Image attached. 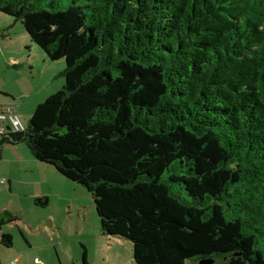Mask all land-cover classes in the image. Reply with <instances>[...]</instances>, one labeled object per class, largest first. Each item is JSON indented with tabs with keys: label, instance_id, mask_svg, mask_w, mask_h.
Here are the masks:
<instances>
[{
	"label": "trees",
	"instance_id": "trees-1",
	"mask_svg": "<svg viewBox=\"0 0 264 264\" xmlns=\"http://www.w3.org/2000/svg\"><path fill=\"white\" fill-rule=\"evenodd\" d=\"M0 13L65 62L62 87L2 142L84 186L135 264H264V0H0ZM15 220L1 212L0 231Z\"/></svg>",
	"mask_w": 264,
	"mask_h": 264
},
{
	"label": "rangeland",
	"instance_id": "rangeland-1",
	"mask_svg": "<svg viewBox=\"0 0 264 264\" xmlns=\"http://www.w3.org/2000/svg\"><path fill=\"white\" fill-rule=\"evenodd\" d=\"M0 20L6 28L5 40L0 44V70L5 65L4 56L12 54L34 63L35 74L42 82L51 81V75H56L51 87L54 92L60 89L65 79L57 73L64 68V60L52 61L45 56L48 60L43 62L40 57L44 54L31 42L20 22L1 13ZM26 69L30 72L28 65ZM0 84L10 85L9 77L0 74ZM23 121L27 123L28 117ZM43 165L48 171L43 173L41 188L48 194V203L17 207L13 229L19 234L18 241L14 247L5 248L4 259L10 260L22 250L18 264H34V258L47 264H82L84 253L90 264H135L130 240L102 234L100 218L87 189L60 174L54 166ZM23 230L24 236L20 233Z\"/></svg>",
	"mask_w": 264,
	"mask_h": 264
},
{
	"label": "crops",
	"instance_id": "crops-1",
	"mask_svg": "<svg viewBox=\"0 0 264 264\" xmlns=\"http://www.w3.org/2000/svg\"><path fill=\"white\" fill-rule=\"evenodd\" d=\"M3 27L4 21L0 20V44L6 37L3 32L6 28ZM4 59L5 65L1 67L0 74H4L7 79L9 77L10 85L1 86L0 84V107L5 111L16 112L20 115L22 121L24 117H28L29 120L36 106L47 96L54 93L51 83L56 75H51V81L48 79L47 82H42L35 74L36 65L34 63H29L26 59L15 58L12 54L4 56ZM40 60L45 62L48 59L41 54ZM27 65L30 70L28 73L26 71ZM0 127L5 128V133L9 131L5 122L0 121ZM1 135L3 134H0V178H4L5 182L0 183V213L8 211L14 215L18 213L17 207L47 205L48 200L46 197L48 194L41 188L43 173L45 170L48 171L47 167H44L42 162L34 158L25 142H2ZM13 226H16V220L3 225L1 228L0 264H10L12 262L18 264L22 257V250L17 252L10 260L4 259L3 256L6 254L5 248L14 247L18 241L19 234L15 227V230L13 229ZM24 232L23 230V233H20L24 236ZM1 233L12 235L11 246L5 245ZM34 259V264H47L42 260L35 263Z\"/></svg>",
	"mask_w": 264,
	"mask_h": 264
},
{
	"label": "built area",
	"instance_id": "built-area-1",
	"mask_svg": "<svg viewBox=\"0 0 264 264\" xmlns=\"http://www.w3.org/2000/svg\"><path fill=\"white\" fill-rule=\"evenodd\" d=\"M0 121L5 122L9 127L8 129L12 132H20V131H24L25 129V124L22 121L19 114L12 111H5L1 107H0ZM5 132H6L5 128L0 127V134H4ZM4 182L5 179L0 178V183H4ZM34 262L39 263V260L35 258ZM10 264H14V263L12 262Z\"/></svg>",
	"mask_w": 264,
	"mask_h": 264
},
{
	"label": "water",
	"instance_id": "water-1",
	"mask_svg": "<svg viewBox=\"0 0 264 264\" xmlns=\"http://www.w3.org/2000/svg\"><path fill=\"white\" fill-rule=\"evenodd\" d=\"M9 127L7 126V129H8ZM43 203H45V201H43ZM201 264H204V262H201Z\"/></svg>",
	"mask_w": 264,
	"mask_h": 264
}]
</instances>
